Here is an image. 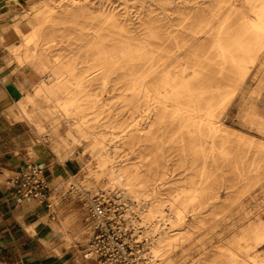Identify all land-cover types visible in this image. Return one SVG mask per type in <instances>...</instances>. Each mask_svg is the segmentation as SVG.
Returning <instances> with one entry per match:
<instances>
[{
    "label": "bare ground",
    "instance_id": "6f19581e",
    "mask_svg": "<svg viewBox=\"0 0 264 264\" xmlns=\"http://www.w3.org/2000/svg\"><path fill=\"white\" fill-rule=\"evenodd\" d=\"M18 1L9 0L10 3ZM140 1L139 13L145 17L141 25L154 39L166 38L163 29L166 30V24L172 22L168 11L180 2H185V9H200L201 13L196 25L174 44L147 42L137 50L126 42L109 48L99 46L87 63L79 67L76 52L64 57L51 52L53 40L45 36V29L50 24L60 23L68 16L75 18L80 12L90 13V10H101L105 21L125 32L130 31L129 27L136 29L138 22L126 11L116 14L115 5H108L104 0H37L29 9L25 8L6 20L0 43L6 49L3 58L14 62L17 67L34 68L40 74L39 81L33 85L34 92L27 93L13 106L17 118L30 125L34 122L40 137L46 132L43 121L49 114L63 124L67 137L59 142V146L78 143L96 158L100 168L108 169L110 190L128 200L127 212L135 211L133 223L147 239L148 258L156 264H174L171 253L178 240L189 238L190 230L199 223L196 217L188 218L187 214L189 203L201 196L200 185L192 183L184 188L183 195L177 193L162 198L154 182L149 184L142 179L147 172L140 162L135 161L129 167L124 160L118 159L119 154L137 131L147 128L149 136L155 139L158 132H166L171 119L172 124L177 123L176 132L182 134L180 142L183 145L189 140L202 151L206 150L205 145L216 151L218 143H221V153H229V132L223 119L226 111L217 103L216 92L222 89L219 88L220 79H228L229 66L235 69L236 74L229 92H236L242 89L253 66L264 59V0H244L247 8L244 11V32L236 34L226 31L227 21L215 27L219 18L211 10L213 0ZM218 1L221 10L233 9L227 0ZM8 35L15 38L12 40ZM203 35L213 41L200 43ZM126 37L132 38L131 35ZM121 57V61L129 60L125 70L128 87L123 99L136 106L137 112L120 129L103 132L95 123L98 115L91 113L92 100L86 91L100 77L107 80ZM217 75L220 76L219 82L215 78ZM39 100L51 103L52 109L41 111ZM29 104L34 106V110L39 109L41 114L29 110ZM249 122L256 123L264 134V122L254 115H250ZM263 147V143L258 144L254 152L264 158ZM248 148H253L252 141ZM215 194L207 197L208 203L216 204L219 197L216 198ZM200 229L207 230L208 227L200 224ZM242 232L244 246L249 250L255 251L264 245L261 217L255 220L248 218ZM218 261L219 264H264L258 254L248 251L237 256H220Z\"/></svg>",
    "mask_w": 264,
    "mask_h": 264
},
{
    "label": "rangeland",
    "instance_id": "374dc122",
    "mask_svg": "<svg viewBox=\"0 0 264 264\" xmlns=\"http://www.w3.org/2000/svg\"><path fill=\"white\" fill-rule=\"evenodd\" d=\"M35 1L37 0H20L13 7L14 14L25 8L29 9ZM227 1L232 5V10L229 8L225 11L221 10L219 1H212L211 10L218 14L219 18L215 27L227 21L225 29L229 33L244 32V11H247L244 0ZM104 2L108 5L114 4L116 14L119 11L120 13L126 11L132 16L138 22L136 29L129 27L130 31L121 30L112 22L105 21L104 12L101 10H90V13L80 12L75 18L64 17L60 23L50 24L45 29L46 38L53 40L51 52L64 57L74 51L78 57V66L81 67L95 54L99 46L109 48L119 46L120 42H126L137 50L147 45V42L164 41L165 45H171L176 40H181L190 27L196 25L198 15L201 13L200 9H185L183 7L185 2H180L168 11L172 22L166 24V30L163 29L166 38L154 39L149 36V30H144V26L141 25L145 17L139 13L140 0H104ZM250 15L254 17L253 13ZM126 35H131L132 38L129 39ZM208 41L211 42L213 39L203 35L199 42L208 43ZM215 56L218 59L216 53ZM121 59L122 57L109 72L107 80L104 81L100 77L93 81L90 90L86 91L92 100L91 113L98 115L95 123L103 132L120 129L130 122L137 112L136 106H131L123 99V94H126L125 88L128 87L125 70L129 60L121 61ZM228 69V79H220L218 75L215 77L217 82L220 79L219 88H222L216 92V100L222 105L221 107H225L226 111L223 119L230 139L227 155L221 153V143H218L219 149L216 151H211L208 145H205L206 150L202 151L189 140L183 145L180 142L182 134L176 132L177 123L172 124L171 119L168 121L166 132H158L155 139L149 136L147 128L137 131V135L118 157L129 167H132L135 161H139L147 172L142 179L149 184L154 182L162 198L177 193L183 195L184 188L192 183L200 185L201 196L189 203L187 214L188 218L196 217L199 223L190 230L189 238L178 240V245L171 253L174 264H219L220 256H237L246 251L254 252L259 255V260H264V245L255 251L249 250V247L244 246V232H242L248 218L255 220L261 217L264 222V158L254 152L258 144H264V134L258 130L256 123L249 122L250 115L264 122V59L253 66L243 82L242 89L236 92H229L236 74L231 66ZM32 92H34L33 87L25 92V95ZM39 104L38 108H41V111L52 109L51 103L39 100ZM28 109L39 112V109L34 110L31 104L28 105ZM17 119L20 121L17 130L24 134L25 141L32 145L31 151L34 149L54 154L61 161L70 157L79 160L80 166L76 171L78 172L76 177L56 175L58 186L63 181L66 182L62 185L63 192H66L67 196L76 200L68 190L70 183L77 181L84 189H90L93 193L104 189L110 190L108 169L100 168L96 158L88 150L81 148L78 143H69L68 147L59 146V142L62 143V139L67 137L66 128L54 120L52 115L44 117L46 132L41 137L34 122L30 125L23 119ZM251 141L253 148L249 150L248 143ZM213 193H216V198L219 197L214 205L208 203L207 198ZM126 202L125 214L135 229L136 238L147 242L141 229L133 223L135 211L132 209L127 212L128 200ZM72 220V223H76L78 217ZM200 224L206 225L208 229H200ZM82 225L89 231L86 222ZM228 242L233 246H229ZM147 252L146 247L145 256L149 262L156 264L148 258ZM204 256H207V259L204 260Z\"/></svg>",
    "mask_w": 264,
    "mask_h": 264
},
{
    "label": "crops",
    "instance_id": "0c3cea01",
    "mask_svg": "<svg viewBox=\"0 0 264 264\" xmlns=\"http://www.w3.org/2000/svg\"><path fill=\"white\" fill-rule=\"evenodd\" d=\"M16 4L0 0V34ZM5 53L0 43V264H100L82 254L93 239L82 225L88 210L67 196L63 185L56 184V175L74 174L80 162L74 157L61 161L54 154L31 151L32 145L17 130L20 121L13 106L39 81L40 74L34 68L17 67L3 58ZM33 162L48 168L52 188L48 201L15 196L10 180ZM76 216L78 222L72 223Z\"/></svg>",
    "mask_w": 264,
    "mask_h": 264
},
{
    "label": "built area",
    "instance_id": "2783aa9c",
    "mask_svg": "<svg viewBox=\"0 0 264 264\" xmlns=\"http://www.w3.org/2000/svg\"><path fill=\"white\" fill-rule=\"evenodd\" d=\"M47 169L40 163L28 164L21 174L10 180L16 188L15 196L48 201L52 188ZM70 176L74 178L77 173ZM62 184L66 182L59 186ZM68 192L89 213L86 223L93 239L82 250L85 259H96L100 264H153L145 256V240L136 238L135 229L126 217L127 202L122 194L109 189L93 193L78 181L70 183Z\"/></svg>",
    "mask_w": 264,
    "mask_h": 264
}]
</instances>
